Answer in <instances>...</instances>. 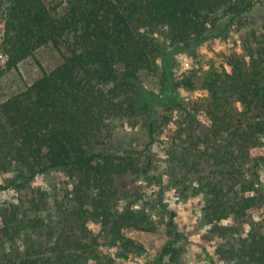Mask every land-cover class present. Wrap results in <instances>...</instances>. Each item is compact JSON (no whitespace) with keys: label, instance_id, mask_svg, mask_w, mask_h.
<instances>
[{"label":"trees","instance_id":"1","mask_svg":"<svg viewBox=\"0 0 264 264\" xmlns=\"http://www.w3.org/2000/svg\"><path fill=\"white\" fill-rule=\"evenodd\" d=\"M235 29L228 68L175 74L177 55ZM46 46L61 62L0 100V194H17L0 210V264H115L104 248H135L123 231L156 232L159 211L170 240L152 264H185L171 189L204 197L216 255L264 264V0H0V76ZM120 125L143 148L102 149ZM50 173L68 181L32 186Z\"/></svg>","mask_w":264,"mask_h":264},{"label":"rangeland","instance_id":"2","mask_svg":"<svg viewBox=\"0 0 264 264\" xmlns=\"http://www.w3.org/2000/svg\"><path fill=\"white\" fill-rule=\"evenodd\" d=\"M254 22H259V18H256ZM239 33L236 29L232 30L229 36L222 40H212L199 46L194 54L177 55L173 64L175 74L180 76L191 69L201 73L210 69L212 65L228 68L230 55L232 53H242ZM2 58L0 56V60ZM60 62V56L53 47L46 46L39 49L36 51L34 58L26 59L18 65L17 69L5 72L0 76V100H6L24 90L26 85L40 79L43 71L50 72ZM203 95H205V92L200 88L185 94L188 99H195ZM145 141V135L141 130L133 128L131 125H120L112 130L111 136L102 149L120 153L131 148L141 149ZM158 157H162V152L160 153L159 150ZM67 181L68 178L64 173H50L37 177L32 186L45 189ZM153 190H157V188ZM153 190L148 193L149 196L152 195V198L155 195L152 193ZM16 198L17 194L13 191L2 192L0 194V210L8 201H13ZM204 202L202 195L193 199V203H189L178 196L174 189L165 191L164 204L168 211L176 214L174 219L176 230L181 233L179 241L175 245L177 257L185 264H229L216 255V242L208 237L211 227L204 221L202 216ZM252 216L255 221L262 224L264 229V201L258 209L252 212ZM167 217L166 212H158L155 218L157 231L154 233L136 229L124 230L123 233L127 239H131L133 244L136 245L135 248L131 249L129 247L125 251L118 252L117 247H110L104 248V253L107 256H115V264H152L162 247L170 240L164 226V223L168 221ZM88 226L94 232L100 230L98 223L88 222Z\"/></svg>","mask_w":264,"mask_h":264}]
</instances>
